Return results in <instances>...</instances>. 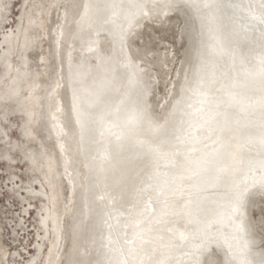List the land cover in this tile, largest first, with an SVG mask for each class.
Instances as JSON below:
<instances>
[{
  "label": "snow or ice",
  "instance_id": "obj_1",
  "mask_svg": "<svg viewBox=\"0 0 264 264\" xmlns=\"http://www.w3.org/2000/svg\"><path fill=\"white\" fill-rule=\"evenodd\" d=\"M186 6L214 25L211 42L206 43L201 33L196 86L189 85L192 96L177 101L170 115L154 118L143 101L146 71L133 62L147 49L130 56L126 40L140 17L162 9L180 10L177 0L83 5L82 20L96 15L106 23L112 17L127 21L118 33L120 55L105 65L100 83L90 90L95 100L89 103L107 107L109 74L122 66L129 84L142 89L124 123L147 134L133 146L130 157L114 156L108 149L103 153L101 170L118 172L117 183L130 182L134 192L122 258L108 264H264V251L259 259L251 258L253 221L247 211L257 191L264 195V0H188ZM256 31L258 56L253 61L240 54L237 67V38ZM77 111H84L83 99ZM180 222L182 227H177ZM193 239L199 243L189 248ZM213 243L227 245V259H207Z\"/></svg>",
  "mask_w": 264,
  "mask_h": 264
},
{
  "label": "rangeland",
  "instance_id": "obj_2",
  "mask_svg": "<svg viewBox=\"0 0 264 264\" xmlns=\"http://www.w3.org/2000/svg\"><path fill=\"white\" fill-rule=\"evenodd\" d=\"M76 2L0 0V264H60L70 246V201L79 168L68 156L57 90L69 70L90 78L76 61L99 64L110 45L106 38L82 45L71 38ZM138 21L142 31L131 43L132 55L147 49L134 62L146 71L153 88L150 111L160 118L178 73L167 67L160 74L152 56L167 49L178 62L183 22H176L177 29L174 23L167 27V16ZM152 30L157 39L145 47Z\"/></svg>",
  "mask_w": 264,
  "mask_h": 264
},
{
  "label": "bare ground",
  "instance_id": "obj_3",
  "mask_svg": "<svg viewBox=\"0 0 264 264\" xmlns=\"http://www.w3.org/2000/svg\"><path fill=\"white\" fill-rule=\"evenodd\" d=\"M97 2L104 3L110 2V0H77L70 36L81 45L98 38L108 39L110 43L108 56H105L99 64L84 58L78 59L77 64L87 70L91 77L83 78L69 70L57 90L56 102L60 109L59 123L68 135V156L71 163L79 168L77 183L70 201L68 231L70 246L61 256L60 264H108L109 261L122 258L120 249L123 245L124 233L127 231L125 224L128 222V213L134 203V192L130 182L127 185L117 183L118 172L112 170L107 173L103 172L101 162L106 149L111 150L114 156H117L118 153L126 157L132 156L134 154L133 146L147 135L134 125L127 126L124 123L126 113L134 108L142 89L129 84L126 70L122 66L119 67L118 73L109 74L112 82L108 85L107 107L100 108L89 103V101L95 100L90 90L100 83L105 73V65H111L113 57L120 55L118 35L120 26L127 27V21L123 18L112 17L111 22L106 23L105 17L93 15L91 19L82 20L83 5ZM151 2L152 0H150V4ZM155 2L163 4L165 0H155ZM177 2L180 5V10L162 9L150 14L163 18L167 16L170 20L167 27L174 23L178 29L176 22L181 20L183 22L179 34L185 43L179 52L178 62L176 61L177 57L170 55L167 49H164V55L154 56L152 54L153 64L160 74L167 67L170 72L175 74L177 70L178 73L173 91L166 100L163 116L173 112V106L177 101L186 100L187 97L192 96L189 85L191 88L196 86L195 74L199 67L197 49L200 47L201 33L203 40L210 43V29L214 27L208 20L202 21L194 9L186 6L188 0H177ZM224 2L227 3L228 0H224ZM141 31L140 22L135 21L126 44L131 46ZM155 31L152 30L143 40L145 47L150 46L157 39V31ZM237 39L239 46L236 63L239 67L240 54L253 61L258 56L260 51L259 32H250ZM125 51L131 56L132 46L130 51L127 48ZM225 60L231 63L227 56ZM142 76L147 84V90L143 92V101L147 104L149 114L153 116L154 114L150 111V106L153 103L149 99L153 88L146 76L144 74ZM185 91H187V96H185ZM81 99L84 100V111L78 115L77 109ZM191 102L195 103V99L193 98ZM177 123H179V113H177ZM117 137H121V139L118 140ZM119 145H122V150L118 148ZM257 193L258 191L251 198L247 210L253 221L252 252L254 255L251 257L253 259H259L261 252L264 251V226L261 225V220L264 218L262 213L264 195L260 196ZM255 210L256 213H254ZM182 225L183 222H180L177 227H182ZM198 243V240H191L189 248ZM210 252L211 255L207 256L210 262L227 259L226 244L220 247L213 243L210 246ZM176 256L184 259L179 252L176 253Z\"/></svg>",
  "mask_w": 264,
  "mask_h": 264
}]
</instances>
